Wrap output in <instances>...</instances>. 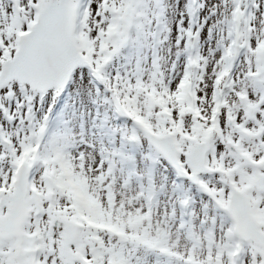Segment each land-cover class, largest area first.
I'll return each mask as SVG.
<instances>
[{"label":"snow or ice","instance_id":"obj_1","mask_svg":"<svg viewBox=\"0 0 264 264\" xmlns=\"http://www.w3.org/2000/svg\"><path fill=\"white\" fill-rule=\"evenodd\" d=\"M0 264H264V0H0Z\"/></svg>","mask_w":264,"mask_h":264}]
</instances>
